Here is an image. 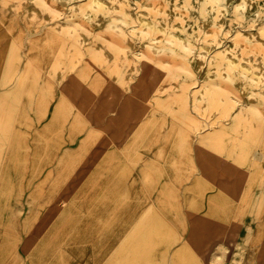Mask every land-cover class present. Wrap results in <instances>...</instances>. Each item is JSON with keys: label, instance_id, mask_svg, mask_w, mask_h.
Instances as JSON below:
<instances>
[{"label": "rangeland", "instance_id": "374dc122", "mask_svg": "<svg viewBox=\"0 0 264 264\" xmlns=\"http://www.w3.org/2000/svg\"><path fill=\"white\" fill-rule=\"evenodd\" d=\"M239 1L211 56L264 28V0L251 14ZM20 2L0 0V264H264V96L252 105L232 79L209 76L203 114L184 90L191 77L175 75L188 73L185 50L153 53L137 22L95 26L73 4L33 0L46 19ZM126 61L137 68L120 95ZM232 97L249 105L211 124ZM184 176L216 187L186 193Z\"/></svg>", "mask_w": 264, "mask_h": 264}, {"label": "bare ground", "instance_id": "6f19581e", "mask_svg": "<svg viewBox=\"0 0 264 264\" xmlns=\"http://www.w3.org/2000/svg\"><path fill=\"white\" fill-rule=\"evenodd\" d=\"M58 1L60 3L57 6L61 11H63L66 5L69 6L70 4H73L70 9L83 11L86 15L92 18L93 24L95 26L104 25L106 23V19L110 17H112L115 20V23L119 25L131 26V22H137V24H133V26H131L134 28L133 31L142 38V43L145 44L149 50L153 51V53L159 54L162 51L178 53L179 48L185 50V56L189 58L190 61H187L188 63L184 65L183 70L184 72L188 73H176L175 75L178 77H183L188 74L187 78L191 77L190 82L187 80V82L184 83V90L191 92L193 104L199 109V111H205L203 114H207L206 111H208L210 105L209 95H211L213 92L210 88L212 79H209V76L221 75L223 78L232 79L238 85V87L242 89L244 98L253 100V103H251L252 105H255L256 100L264 96L263 27H256L250 30H239L236 39L234 38L235 40H233L232 43L223 47L218 54H213L211 56V51L214 49V47L221 43V28L226 23L227 11L232 9L229 5L231 0H225L224 5H219V3L211 2L209 0H200L203 1L201 6L197 3L199 0H138L137 2L135 0ZM83 2L86 3L83 5ZM19 4H21V7L19 8L20 10H24V8L28 7L29 13L37 15V17L42 18L43 15L46 17V19L51 17L49 13L45 12L38 5H36L33 0H21ZM9 6L11 7V5ZM91 6H94L92 9L97 10L95 14L92 12ZM198 8L200 11L197 15L195 9L197 10ZM236 8L249 14L256 10L254 0H240ZM249 21L251 26L258 25V19L252 15L249 16ZM214 26L218 27V29H214ZM241 32L245 36L244 40L239 39ZM2 35H0V41L6 42L8 36H5L4 38ZM133 38L134 37H132V39ZM132 39L129 40L131 41V47L134 48L135 45L133 42H135V40ZM138 40L140 41L139 38ZM236 41H239V43H236ZM108 54L110 53L108 52ZM131 54L132 51L129 50L127 55L129 56ZM111 55H113V53ZM210 56L211 61H209ZM217 60L221 61L216 62ZM125 67L126 72L123 71L119 73L120 70H118V72L116 71V74H114L115 79L120 82V85H117L120 95L124 90L129 88L130 76L132 75V71L137 68V64L135 61H126ZM195 68H198L200 71L204 72L205 79L203 81L200 82L198 80ZM246 76H250L251 80L248 77V80L244 81ZM254 80H256V84L253 83ZM213 83L218 82L214 81ZM192 85L195 86L192 87ZM195 88L197 89L194 90ZM231 99L232 100H227L225 109L223 110L225 115L221 118L222 122L217 117H213L210 118L211 124L217 125L218 123H230L233 119H235L236 115L239 114V111L245 109V107L248 106L250 102H246L239 97H232ZM204 120L205 119L202 121ZM202 127H205V125H202L201 121L199 124L195 125V135L193 136L196 137L201 135L202 131L200 129ZM187 136L188 135H186V137ZM198 139L199 136L196 140ZM191 140H193V138ZM56 150L54 152H56ZM111 170H113L112 167ZM173 176V174H166L164 177L162 174V178L164 177L162 185H164L165 182L169 184L173 180ZM179 181L181 182L180 184ZM173 183L174 182H172V184ZM151 184L153 187V182ZM175 184L174 185L176 187H178L177 185H180L179 189L182 187V190L184 189L186 193H195L198 191L201 192L203 190L214 189L216 187L215 183L211 184L209 182H205L198 176H191L189 179L187 176H184L179 180L177 178ZM155 191L156 188H154L153 193H155ZM148 197L149 196H145V198ZM205 201L206 200H203L202 198L200 202L204 205L206 203Z\"/></svg>", "mask_w": 264, "mask_h": 264}]
</instances>
